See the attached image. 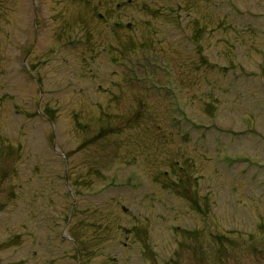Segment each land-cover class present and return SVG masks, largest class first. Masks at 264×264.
<instances>
[{
  "label": "rangeland",
  "instance_id": "1",
  "mask_svg": "<svg viewBox=\"0 0 264 264\" xmlns=\"http://www.w3.org/2000/svg\"><path fill=\"white\" fill-rule=\"evenodd\" d=\"M0 264H264V0H0Z\"/></svg>",
  "mask_w": 264,
  "mask_h": 264
},
{
  "label": "flooded vegetation",
  "instance_id": "2",
  "mask_svg": "<svg viewBox=\"0 0 264 264\" xmlns=\"http://www.w3.org/2000/svg\"><path fill=\"white\" fill-rule=\"evenodd\" d=\"M102 4H100L98 7H100ZM101 8H104L105 9V7L104 6H102Z\"/></svg>",
  "mask_w": 264,
  "mask_h": 264
}]
</instances>
